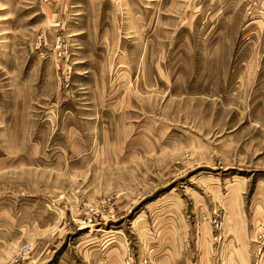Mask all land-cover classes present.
I'll return each instance as SVG.
<instances>
[{
  "label": "rangeland",
  "instance_id": "rangeland-1",
  "mask_svg": "<svg viewBox=\"0 0 264 264\" xmlns=\"http://www.w3.org/2000/svg\"><path fill=\"white\" fill-rule=\"evenodd\" d=\"M260 234L264 0H0V264Z\"/></svg>",
  "mask_w": 264,
  "mask_h": 264
},
{
  "label": "crops",
  "instance_id": "crops-1",
  "mask_svg": "<svg viewBox=\"0 0 264 264\" xmlns=\"http://www.w3.org/2000/svg\"><path fill=\"white\" fill-rule=\"evenodd\" d=\"M177 239V238H175ZM173 239V240H175ZM182 240V243H179ZM201 240V239H200ZM179 248H172L171 252L167 254L168 264H207L209 252L189 251L186 249V238L177 239ZM204 242V241H202ZM220 247L216 253V264H249L250 254L248 251L249 241L245 237L231 235L223 238L219 242ZM174 244V243H173ZM203 244V243H202ZM254 240L251 241V252L254 251ZM200 248V247H199ZM261 259V258H260ZM104 264H106L104 262ZM259 264H264V259L259 261Z\"/></svg>",
  "mask_w": 264,
  "mask_h": 264
},
{
  "label": "built area",
  "instance_id": "built-area-1",
  "mask_svg": "<svg viewBox=\"0 0 264 264\" xmlns=\"http://www.w3.org/2000/svg\"><path fill=\"white\" fill-rule=\"evenodd\" d=\"M254 256L252 258L251 264H259L261 254L264 252V236L260 234L259 237L254 242ZM141 264H153L149 259H144L141 261Z\"/></svg>",
  "mask_w": 264,
  "mask_h": 264
}]
</instances>
